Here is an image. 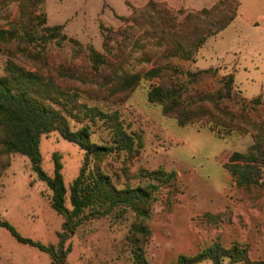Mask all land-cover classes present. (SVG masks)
<instances>
[{
	"label": "rangeland",
	"instance_id": "obj_1",
	"mask_svg": "<svg viewBox=\"0 0 264 264\" xmlns=\"http://www.w3.org/2000/svg\"><path fill=\"white\" fill-rule=\"evenodd\" d=\"M148 1L42 0L39 12L45 13L46 26L63 27V34L77 40L81 47L68 41L52 42L45 49L25 43L26 39L0 42V77L5 76L7 63L14 62L76 94L79 104L117 114L127 132L140 137L142 147L131 157L126 153L106 157L99 163L101 170L112 177L118 188L138 186L140 170L174 172L175 191L168 194L163 190L157 195L146 221L130 209L118 208L105 217L83 221L73 233L64 232L65 218L52 208V192L38 179L30 160L21 154L3 155L0 220L9 223L21 237L45 246H58L63 232L64 248L71 247L67 264H136L128 240L135 223L151 230L144 246L150 264H172L180 256L197 255L216 243L226 249L238 244L248 249L252 262L264 264V189L238 188L225 168L233 153L251 151L254 138L238 134L220 138L206 127L180 126L176 119L163 113L161 105L149 101V91L159 84L158 80H142L132 91L112 98L104 88L94 86L90 76L81 78L76 71L86 74L91 68L87 45L107 56V73L134 74L150 69L168 40H161L156 24L151 28L145 19L136 27L126 21L133 9H142ZM219 1L223 0H154L174 12L194 13L211 9ZM233 1L240 3L237 18L209 38L195 60H176L173 64L192 73L216 69L217 78L231 74L237 91L250 100L261 97L264 103V0ZM0 15L9 18L0 20V29L7 30L10 22H17L18 3L1 6ZM229 16L222 12L218 19ZM107 30L121 33L117 41L108 42L110 53L103 49L102 32L106 34ZM186 31L192 32L189 28ZM217 78L189 85V91L217 89ZM180 79L187 82L188 77ZM85 124L87 121L79 124L70 120L73 131ZM91 132L93 142L110 143L109 129L100 121L91 126ZM39 149L40 166L48 176L53 175L54 156H58L67 189L65 205L71 210L69 189L83 166L84 151L56 131L42 136ZM228 263L225 258L223 264ZM0 264L52 261L49 254L19 243L0 227ZM198 264L213 263L206 259Z\"/></svg>",
	"mask_w": 264,
	"mask_h": 264
},
{
	"label": "trees",
	"instance_id": "obj_2",
	"mask_svg": "<svg viewBox=\"0 0 264 264\" xmlns=\"http://www.w3.org/2000/svg\"><path fill=\"white\" fill-rule=\"evenodd\" d=\"M41 1L0 0V8L18 3L19 9L17 22H10L7 30L0 29V42L26 39L25 43L42 45L45 49L52 42L61 44L68 41L80 48L81 44L77 40L69 39L63 34V27L46 26L47 17L43 11L39 12ZM233 6L235 9H232ZM239 6L240 3L236 1L223 0L211 9L196 13L184 10L174 12L154 0H149L142 9H133L126 21L136 27L145 19L151 28L156 24L155 31L159 32L161 40H168L150 69L134 74L107 73V56L87 45L85 49L91 68L86 74L76 71L81 78L84 75L90 76L92 84L104 88L112 98L132 91L142 80H158L159 84L149 91V101L161 105L163 113L176 119L180 126L206 127L220 138L233 134L251 135L254 138L251 151L247 154L233 153L225 168L230 171L238 188L250 190L260 186L264 189L262 98H245L235 89L234 76L231 74L217 78L216 69L192 73L184 72L173 64L176 60H195L196 54L208 39L219 34L235 20ZM222 12H228L230 16L218 19ZM8 19V16L0 15V20ZM187 28L192 32L186 31ZM106 32H102L103 49L105 53H110L108 42L117 41L121 33L112 30ZM21 51L25 52L23 49ZM161 61H164V64ZM184 75L188 77L187 82L180 79ZM210 78H217V89L189 91V85H196ZM70 120L79 124L87 121V124L73 131L70 128ZM97 121L109 129L110 143L100 144L92 141L91 126ZM54 131L84 151L83 166L69 189L71 210L65 205L67 189L64 186L62 164L58 156H54L55 168L52 176H48L40 166L41 138ZM141 147L140 137L129 134L117 114H105L98 107L89 108L79 104L76 94L61 89L52 79H45L37 72L14 62L7 63L5 76L0 77V156L21 154L30 160L38 179L46 183L52 192V208L65 218L64 232L73 233L83 221L105 217L118 208L132 210L142 221L150 219L152 206L158 200L157 195L163 190H167L168 194L175 191L176 173H167L163 169L140 170L137 174L140 178L138 186L127 184L124 188H118L112 177L105 174L99 166L108 156L126 153L131 157L132 154L138 153ZM0 227L6 229L19 243L49 254L52 264H67L66 256L71 247L64 248L63 232L59 235L58 246H45L21 237L5 221L0 220ZM150 235L151 230L140 223L131 227L128 240L136 264H150L144 251ZM225 258L229 260L228 264H256L249 259L247 248L234 244L226 249L219 243L197 255L180 256L172 264H198L206 259H210L213 264H223Z\"/></svg>",
	"mask_w": 264,
	"mask_h": 264
},
{
	"label": "crops",
	"instance_id": "obj_3",
	"mask_svg": "<svg viewBox=\"0 0 264 264\" xmlns=\"http://www.w3.org/2000/svg\"><path fill=\"white\" fill-rule=\"evenodd\" d=\"M236 18H237V17H236ZM236 18H235V19H236Z\"/></svg>",
	"mask_w": 264,
	"mask_h": 264
}]
</instances>
